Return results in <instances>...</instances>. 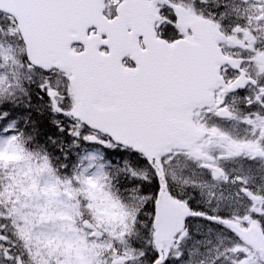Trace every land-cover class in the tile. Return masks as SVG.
<instances>
[{"label":"snow or ice","instance_id":"1","mask_svg":"<svg viewBox=\"0 0 264 264\" xmlns=\"http://www.w3.org/2000/svg\"><path fill=\"white\" fill-rule=\"evenodd\" d=\"M0 264H264V0H0Z\"/></svg>","mask_w":264,"mask_h":264}]
</instances>
